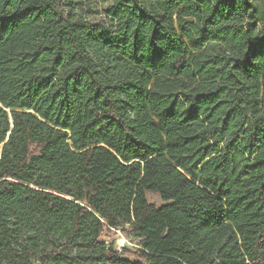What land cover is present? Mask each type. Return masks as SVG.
Returning a JSON list of instances; mask_svg holds the SVG:
<instances>
[{
  "label": "trees",
  "instance_id": "obj_1",
  "mask_svg": "<svg viewBox=\"0 0 264 264\" xmlns=\"http://www.w3.org/2000/svg\"><path fill=\"white\" fill-rule=\"evenodd\" d=\"M100 17L0 0V264H264V0Z\"/></svg>",
  "mask_w": 264,
  "mask_h": 264
},
{
  "label": "rangeland",
  "instance_id": "obj_2",
  "mask_svg": "<svg viewBox=\"0 0 264 264\" xmlns=\"http://www.w3.org/2000/svg\"><path fill=\"white\" fill-rule=\"evenodd\" d=\"M109 1L111 0H72V3L75 13L80 14L89 20H98L101 18L100 16L102 10ZM106 22L109 26L114 24V21L112 22L110 18H107ZM147 199L148 202L154 204L155 206L164 204V201L157 193L147 192ZM103 239L113 244L118 251L121 249L134 251L138 247V238L128 232H122L120 229L112 228L111 230H105ZM124 256L126 258L131 257L129 253Z\"/></svg>",
  "mask_w": 264,
  "mask_h": 264
},
{
  "label": "water",
  "instance_id": "obj_3",
  "mask_svg": "<svg viewBox=\"0 0 264 264\" xmlns=\"http://www.w3.org/2000/svg\"><path fill=\"white\" fill-rule=\"evenodd\" d=\"M11 121V120H10Z\"/></svg>",
  "mask_w": 264,
  "mask_h": 264
}]
</instances>
